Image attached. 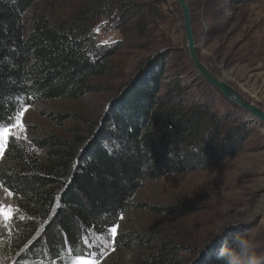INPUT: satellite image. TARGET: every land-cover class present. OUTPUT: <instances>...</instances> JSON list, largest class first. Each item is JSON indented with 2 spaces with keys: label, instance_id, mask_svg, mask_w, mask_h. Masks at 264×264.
<instances>
[{
  "label": "trees",
  "instance_id": "16d2710c",
  "mask_svg": "<svg viewBox=\"0 0 264 264\" xmlns=\"http://www.w3.org/2000/svg\"><path fill=\"white\" fill-rule=\"evenodd\" d=\"M40 1L0 0V130L15 125L22 108L35 101L78 100L90 93L119 51L97 44L92 20L86 18L93 7L66 24L41 17L28 27L25 15ZM133 81L86 135L35 141L44 157L21 142L9 143L0 187L12 204L10 232L0 235V264L97 258L99 249L85 248L95 237L106 238L133 209L145 182L217 168L249 137L251 123H232L228 115L185 104L178 80L162 93L156 68ZM226 241L189 264H217L216 253ZM115 247L155 251L142 264H180L184 253L172 241L131 233L117 236Z\"/></svg>",
  "mask_w": 264,
  "mask_h": 264
},
{
  "label": "rangeland",
  "instance_id": "374dc122",
  "mask_svg": "<svg viewBox=\"0 0 264 264\" xmlns=\"http://www.w3.org/2000/svg\"><path fill=\"white\" fill-rule=\"evenodd\" d=\"M187 1L202 63L264 110V0ZM89 7L96 8L86 18L92 20L90 27L97 44L119 47L109 61V72L95 79L92 91L78 100L35 101L24 106L15 125L4 127L8 135L0 140V165L8 163L6 152L11 141L32 147L44 157L35 141L49 135L70 140L86 135L110 101L115 98L117 102L125 94H119L124 86L155 68L162 93L178 80L185 104L228 115L232 123H251V130L241 151L217 168L145 182L134 198L133 209L115 226V235L110 231L104 239L95 237V243L85 248L87 252L99 249L100 255H86L64 264L147 262L155 251L115 247V238L128 233L172 241L184 250L178 257L180 264H189L197 257L198 263L200 252L204 254L238 233L254 235L264 250V128L234 109L198 75L186 46L183 14L176 0H43L26 13L25 20L28 27L41 17L66 24ZM104 11L107 15L103 16ZM11 205L8 192L0 187V235L10 232ZM223 225L228 227L217 235ZM84 242L86 246L87 239ZM47 261L43 257L42 262Z\"/></svg>",
  "mask_w": 264,
  "mask_h": 264
},
{
  "label": "water",
  "instance_id": "95a60500",
  "mask_svg": "<svg viewBox=\"0 0 264 264\" xmlns=\"http://www.w3.org/2000/svg\"><path fill=\"white\" fill-rule=\"evenodd\" d=\"M176 2L183 14L186 46L189 51L191 62L198 75L210 87L219 92L229 103L238 107L249 117L256 120L261 128H264V110L248 102L240 92L234 89L230 84L222 81L221 78L212 73L209 68L202 63L198 56L190 5L187 0H176ZM123 89L124 87L119 91V94L122 93Z\"/></svg>",
  "mask_w": 264,
  "mask_h": 264
},
{
  "label": "clouds",
  "instance_id": "9594fccd",
  "mask_svg": "<svg viewBox=\"0 0 264 264\" xmlns=\"http://www.w3.org/2000/svg\"><path fill=\"white\" fill-rule=\"evenodd\" d=\"M228 225L217 232L222 235ZM217 264H264V250L254 235L238 233L230 242L226 241L216 253Z\"/></svg>",
  "mask_w": 264,
  "mask_h": 264
},
{
  "label": "snow or ice",
  "instance_id": "6c2138e0",
  "mask_svg": "<svg viewBox=\"0 0 264 264\" xmlns=\"http://www.w3.org/2000/svg\"><path fill=\"white\" fill-rule=\"evenodd\" d=\"M23 113H21L22 115ZM8 135V130L4 129V130H0V140H2L3 138L7 137ZM6 214V213H5ZM117 229L116 227H112L111 232L115 235Z\"/></svg>",
  "mask_w": 264,
  "mask_h": 264
},
{
  "label": "bare ground",
  "instance_id": "6f19581e",
  "mask_svg": "<svg viewBox=\"0 0 264 264\" xmlns=\"http://www.w3.org/2000/svg\"><path fill=\"white\" fill-rule=\"evenodd\" d=\"M222 79V81H224L225 83H227L226 81H225V79H223V78H221Z\"/></svg>",
  "mask_w": 264,
  "mask_h": 264
}]
</instances>
